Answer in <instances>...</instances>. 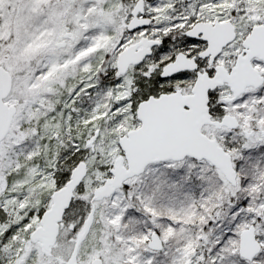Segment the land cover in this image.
Masks as SVG:
<instances>
[{"label":"rangeland","instance_id":"374dc122","mask_svg":"<svg viewBox=\"0 0 264 264\" xmlns=\"http://www.w3.org/2000/svg\"><path fill=\"white\" fill-rule=\"evenodd\" d=\"M138 1L0 0V67L13 79L5 102L16 109L0 144V264L70 263L92 193L123 155L119 139L139 128V103L166 89V83L157 81L165 63L160 51L125 75L117 72L119 54L135 40L163 35L181 3H147L146 12L156 21L149 29L130 33L126 27ZM216 8L223 9L220 18L238 26L241 40L251 27L264 25V0H216L205 18H215ZM29 11L44 17L35 35ZM254 67L264 76V63L254 61ZM217 96L231 97L227 89ZM218 101L244 133L212 127L203 133L216 139L236 166L244 163L245 149L264 147V86L249 88L233 103ZM75 156L87 164L88 174L66 215L67 227L45 252L30 235L39 226L41 201L58 190L57 165L68 163L73 169ZM251 173L244 188L240 177L233 187L206 161L187 158L148 166L126 182L129 193L120 189L96 203L78 262L264 264V169L254 166ZM251 225L262 250L248 262L239 256V244L241 232ZM153 233L163 242L161 251L148 247Z\"/></svg>","mask_w":264,"mask_h":264},{"label":"water","instance_id":"95a60500","mask_svg":"<svg viewBox=\"0 0 264 264\" xmlns=\"http://www.w3.org/2000/svg\"><path fill=\"white\" fill-rule=\"evenodd\" d=\"M155 0H140L132 11V20L127 25L129 32L148 27L152 20L140 17L144 14V3ZM198 24L189 35L193 38L202 27ZM222 31L220 38L205 36L209 41V50L202 56L211 55L213 60L230 41L234 33L230 24H222L218 28ZM217 28V27H216ZM224 32V35H223ZM221 36V37H222ZM157 43L143 39L137 44L124 49L117 58V71L120 75L128 72L131 66H136L151 54V47ZM244 54L237 61L236 67L229 74L219 67L216 75L209 78L207 74H198L190 94L184 95L181 90L173 93L151 96L139 103L137 119L140 126L129 131L119 139L123 155L116 158L111 169V176L97 187L90 199V210L77 233L74 250L69 264H80L78 254L81 245L87 239L96 212V203L112 197L130 179L142 175L152 164L169 161L179 162L190 158L195 161H206L218 169L226 181L233 187L238 183V174L232 162V157L218 143L203 133V128L213 125L216 128L227 127L236 130L240 124L232 115H226L221 121H212L209 109V93L227 83L233 97L227 101L243 95L250 87L259 89L264 85V76L252 66L253 59L264 62V25L255 26L251 34L245 39ZM138 47H141L137 50ZM197 65L179 55L176 61L164 67L162 77H170L182 71H195ZM12 89L10 73L0 67V143L6 137L12 119L16 113L13 106H8L5 100ZM264 135V130L262 131ZM88 174V166L80 161L70 174L65 185L53 192L52 203L39 222V226L31 233L33 243H41L45 251L55 246L60 226L67 212L72 206L75 193L80 188ZM152 251H161L163 242L158 233H153L148 242ZM262 250L256 238L254 225L244 229L240 234L239 256L251 262ZM90 264H104L101 258H95Z\"/></svg>","mask_w":264,"mask_h":264},{"label":"flooded vegetation","instance_id":"af4514ba","mask_svg":"<svg viewBox=\"0 0 264 264\" xmlns=\"http://www.w3.org/2000/svg\"><path fill=\"white\" fill-rule=\"evenodd\" d=\"M156 1H159V0H155L152 2H156ZM176 1L181 2V3H177L175 5V9L177 10V12L175 14L177 17L172 19V22L170 23L169 29L167 31L163 30V32H164L163 35H158L159 38H157V37H153V38L144 37V38H141L140 40H135L134 42H132L131 44H129L127 46V47H129L131 45L137 44L140 41H142L143 39L157 43L155 46L151 47V54L149 56H147L142 63H140L136 66H131V67L142 66L148 59L153 57L157 51L161 52L160 56L165 61L164 65L162 66L161 73L157 77V81L159 83L161 82L163 84L166 83L167 84L166 89H162L161 92H159V93L147 95V99L151 96L159 97L161 94L173 93L177 90H181L184 95H188V94H190V92L192 90L191 83L193 86L195 81L197 80L198 74H207L209 78H212L216 75L217 69L219 67L223 68L226 71V73L230 74L233 71V69L236 67L238 58L242 54H244L245 49H244L243 43H244L245 39L251 34L253 28L255 27V26L251 27V29L246 33L244 39L241 40L242 37L241 36L239 37L240 34H239L238 26L229 18H226V19L220 18L221 14H222L221 12L223 11V9L216 8L214 10V12H217L214 15L215 18H205L206 13L208 12V8H211L212 2H215L216 0H176ZM137 3H135L134 7L136 6ZM147 3H151V2L145 1V3H144V14L139 15V16L144 17V18H150L152 20V22L148 27L136 30L134 32L149 29L153 26L154 22L156 21V18L150 17L147 14L146 9H145ZM214 6H217V4L216 5L214 4ZM134 7H133V9H134ZM199 12L201 14H204V15H200ZM160 14L161 13H159V15ZM212 14H214V13H212ZM212 14L210 13V15H212ZM131 20H132V12H131ZM164 22H165V19H164ZM198 24H201V26H204V25H207V26L202 27L200 29V32H198V34H196V36L192 38L189 35V33ZM222 24H230L231 25L233 33H234L233 40L230 41L225 47H223L221 49L220 53L213 60H211L212 54H210L208 57L204 58L202 55L205 52H207L210 48L209 47V41L205 40L204 37L210 36V37H214V38L215 37L220 38L218 40V43H219L223 38V36H222L223 28L221 27V30H220L218 27ZM165 25H163V26H165ZM158 29L161 30L162 27H160ZM134 32H130V33H134ZM223 35H224V32H223ZM239 40H241V44H240L241 48L240 49L236 45V43ZM171 46L176 48L177 53L170 50L169 47H171ZM140 48L141 47H138L137 50H139ZM179 55L185 56L186 60L193 61V63L197 65V69L195 71L187 70V71L178 72V73H176L170 77L163 78L162 74H163L164 67L169 65V64L174 63ZM254 61H260V62L264 63L263 61H261L259 59H253L251 61L253 67H254ZM116 67H117V65H116ZM130 68H129V70H130ZM181 82H183L184 84ZM188 87L191 88L190 91L184 92L185 91L184 89L188 88ZM250 88H252V87H250ZM222 89L223 90L227 89L229 91V94L231 95V97H225L224 98L223 96H217L222 91ZM232 97H233V93H232V91H231V89L227 83H225L224 85L218 87L217 89H215L213 91H210V93H209V109H210L212 121H221L224 118V116L231 115L228 113H224V109H223L224 105L221 104L222 102L219 103L218 99H221V100L223 99V101L225 103L229 104V103L235 102L238 98H240V97H238V98L234 99L233 101H227L228 99H231ZM147 99H145V100H147ZM239 124H240V122H239ZM205 127H212V128H215L216 130H219V131L220 130H228V131H233V132L239 131L240 134L244 133V131H242L240 129V126L236 130H230L227 127L216 128L213 125H208ZM262 131H261V135L264 138ZM232 162H233V160H232ZM233 166H234L235 170L237 171L234 163H233ZM237 174H238V180H239V172L238 171H237Z\"/></svg>","mask_w":264,"mask_h":264},{"label":"trees","instance_id":"16d2710c","mask_svg":"<svg viewBox=\"0 0 264 264\" xmlns=\"http://www.w3.org/2000/svg\"><path fill=\"white\" fill-rule=\"evenodd\" d=\"M239 144L242 147V145H243L242 139H241V141H239ZM74 158H75V160L77 159V161H73L74 164L76 162L79 163V158H77L76 156ZM244 158H245L244 163H242V161L241 162H238V164L236 165V169L239 172V177L241 178V183H242L243 187L245 188V186H248L250 184V182H251V178H252L251 171L253 170V167L254 166H258L261 169H264V147L261 148V149H245L244 150ZM68 162H70V161H68ZM57 166H58V168H57V171H56V174H55V180H56V183L55 184H56V189H60L70 179L71 171L74 168L73 169H71L72 167L71 168H68V163H63V164L57 165ZM106 171H107L106 172V175H107L110 172V168H107ZM122 189L126 190L127 193H129V191H130L129 188H128V186L126 185V183L124 184V186H123ZM243 192L244 193L242 194V196H246V191H243ZM48 200L41 201V205H40L41 208L39 210V214H41V216L46 211V209H44V206L46 207L48 205V203H50L49 201L51 199L49 201ZM240 200H242V198ZM74 204H75V199H74L73 204H72V207L68 211V213H71V211L73 210ZM66 220H67V217L64 219V221L62 223L61 229H63V228L65 229V227H67V221ZM80 224L81 223L79 222L78 223V226L79 227H80ZM261 260L264 261V258L261 257Z\"/></svg>","mask_w":264,"mask_h":264},{"label":"bare ground","instance_id":"6f19581e","mask_svg":"<svg viewBox=\"0 0 264 264\" xmlns=\"http://www.w3.org/2000/svg\"><path fill=\"white\" fill-rule=\"evenodd\" d=\"M29 19H31L34 22V25H35L34 35L37 34V33H40L41 27L44 26V24H43V20H44L43 15L35 14V13H32V12L29 11ZM25 30H26V27H25Z\"/></svg>","mask_w":264,"mask_h":264}]
</instances>
